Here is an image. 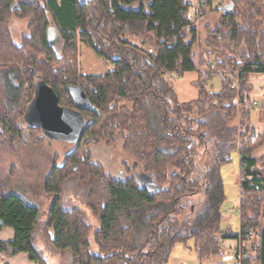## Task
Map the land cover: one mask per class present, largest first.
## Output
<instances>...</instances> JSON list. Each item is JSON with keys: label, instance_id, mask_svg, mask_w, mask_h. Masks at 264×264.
Listing matches in <instances>:
<instances>
[{"label": "trees", "instance_id": "1", "mask_svg": "<svg viewBox=\"0 0 264 264\" xmlns=\"http://www.w3.org/2000/svg\"><path fill=\"white\" fill-rule=\"evenodd\" d=\"M213 1L205 4L212 7ZM214 10L220 22L208 30L203 56L219 51L208 62L214 70L203 74L195 59L198 20L190 0H0V147L9 137H23L16 118L24 119L26 83L34 85L37 78L55 90L60 105L78 110L86 120L77 147L45 180L43 191L53 199L44 220L37 205L0 179V232L14 230L12 240L0 241L2 256L24 252L37 264H52L49 257L69 251L70 264H165L182 244L204 261L222 255L223 239L242 241L243 255L249 234L255 255L244 264H264V154L255 156L264 145V96L261 129L250 112L251 77L264 76V0H223ZM11 16L29 22L20 44L12 41ZM50 27L57 28V41L63 42L59 53L56 41L49 40ZM80 42L114 69L105 75L81 74ZM239 69L237 90L228 74ZM189 71L199 74L200 97L183 102L165 75ZM217 75L222 88L209 91L208 80ZM69 86L85 91L89 107L75 104ZM239 113L240 122L231 123ZM119 139L140 172L151 176L155 191L143 186L136 172L118 179L92 160V142ZM234 150L240 158L237 233L222 227L221 168L232 161ZM70 181L82 186L84 204L97 224L79 205L67 204L64 191Z\"/></svg>", "mask_w": 264, "mask_h": 264}, {"label": "rangeland", "instance_id": "2", "mask_svg": "<svg viewBox=\"0 0 264 264\" xmlns=\"http://www.w3.org/2000/svg\"><path fill=\"white\" fill-rule=\"evenodd\" d=\"M193 2L194 13L197 21L198 28V43L196 47V61L198 69L203 73H210L214 70V64H210L215 60L217 56V49L211 50V55L208 57L204 54L206 51V44L204 40L206 38L208 30L215 27L220 21V12L214 10L216 6L220 5L223 0H214L212 7L207 6L206 0H190ZM202 3L204 6L202 7ZM201 7V8H200ZM203 10V15H199L200 10ZM28 20L22 19L19 16H11L9 19V28L12 35V41L15 44H20L24 35L29 33ZM129 40L137 39L126 37ZM55 48L59 53L63 47L62 40H56ZM232 53L236 52L234 48ZM79 58V70L83 75H105L114 69V65L98 56L86 43L80 42L78 47ZM22 73H24V67L21 65ZM210 68V69H209ZM210 70V71H209ZM229 73V72H228ZM25 75V74H24ZM240 69L235 70V74H228V80L232 83L235 82L240 88ZM166 80L174 86L175 91L181 101H193L200 97V91L198 88V82L201 81L199 74L196 71L186 72L183 76H178L173 73H167L165 75ZM251 81L254 84V91L252 92V107L250 109L251 119L256 122L259 129L262 128L263 122L258 118L260 116L259 105L264 95V76L260 74H253ZM222 88V79L219 75L212 77L208 80L207 89L209 91L218 92ZM27 95L25 104L31 103L30 96H34L35 88L32 82L26 83ZM262 89V91L260 90ZM33 94V95H32ZM68 101V100H67ZM258 102L255 107L254 102ZM68 105L69 103L66 102ZM122 105L133 108L132 103L123 102ZM22 111V110H21ZM25 112V111H24ZM196 115V113H193ZM241 113L237 118L233 119L231 123H238L241 119ZM18 128H21L24 135L19 139L12 140L10 137L2 143L0 147V179L7 183L9 190L18 192L23 195L30 203L37 205L41 212V219L44 220L47 217L49 206L53 197L44 193V183L50 174L51 169L56 165H63L65 156L73 151L77 147V143H71L62 139L53 138L46 134H43L40 130L30 129L28 124L21 116L17 117ZM88 149L91 152V158L94 162L102 164L104 170L118 179H125L133 172H140L138 167L133 168L136 164V160L130 153L124 151L123 140L119 139L114 143H107L106 141H100L98 143L92 142ZM264 154V145L260 147L255 156L260 157ZM232 161L228 164H224L221 168V174L225 185L226 200L222 206V212L224 216L223 227L230 229L233 232H240V158L239 152L234 150L231 154ZM132 172H128V169ZM82 186L76 184V181H70L68 188L64 191V198L68 201V205L76 204L83 208L85 211L86 219L92 224H97V219L93 213L84 204L85 200L82 198ZM72 195L78 198L71 197ZM229 221V227L227 225ZM261 225H264V218L261 219ZM246 229L245 231H247ZM244 231V230H243ZM252 237L249 234L243 239L245 251L242 255L240 250L242 249V241L235 239H229L225 241L223 239V245L226 243L233 245L232 250L234 252L233 259L229 264H244L246 258L254 256L255 252L252 250ZM93 241V240H92ZM40 243V242H39ZM94 245V243H93ZM189 245L193 246L192 242ZM95 246V245H94ZM94 248V247H93ZM96 248V247H95ZM94 248V249H95ZM223 254V253H222ZM45 258L48 256L45 254ZM211 261H205L206 264H226L223 260V256L220 255L216 258L210 259ZM72 261V254L69 251H65L63 254L53 255L49 257V262L52 264H70ZM1 262V261H0ZM165 264H201L195 257V252L192 249L186 248L182 244H178L172 251L169 261ZM204 264V262H202Z\"/></svg>", "mask_w": 264, "mask_h": 264}, {"label": "water", "instance_id": "3", "mask_svg": "<svg viewBox=\"0 0 264 264\" xmlns=\"http://www.w3.org/2000/svg\"><path fill=\"white\" fill-rule=\"evenodd\" d=\"M58 36L57 28L50 27L48 30L49 40L53 43ZM32 72L34 71L32 70ZM34 88L35 95L25 112V122L29 126L39 127L44 134L50 137L71 143L79 142L86 124L83 114L78 110L60 105L58 95L45 80L37 78ZM68 90L78 107H89L90 101L82 88L69 86ZM255 135L256 130L253 127V136ZM135 167H137V164L133 166V168ZM136 176L143 186L151 191L156 190L157 186L153 183L149 174L137 172ZM158 189L161 190L162 186Z\"/></svg>", "mask_w": 264, "mask_h": 264}, {"label": "crops", "instance_id": "4", "mask_svg": "<svg viewBox=\"0 0 264 264\" xmlns=\"http://www.w3.org/2000/svg\"><path fill=\"white\" fill-rule=\"evenodd\" d=\"M132 41L138 43L135 40H132ZM229 224L230 223L228 221V223H227L228 227H229ZM226 228L223 227V229H226ZM13 238H14V230L12 228H10V227L4 228L0 232V241H8V240H12ZM227 240H229V239H225V241H227ZM191 242L193 243V241H191ZM232 247H234V246L229 244V243H226L225 246L223 245V254H222V256L223 255H234V252H233L234 249L232 250ZM189 249H191V248H189ZM195 257H197V259L199 260L198 255H197L196 252H195ZM0 261H1L0 264H4V263H8V264H37L35 261L30 260L28 254L24 253V252H21V253H19L17 255H14V256H2L1 253H0ZM199 261H200L201 264H202V262H204V264H206L205 261H207V260H204V261L199 260ZM210 261L211 260H208V262H210Z\"/></svg>", "mask_w": 264, "mask_h": 264}, {"label": "built area", "instance_id": "5", "mask_svg": "<svg viewBox=\"0 0 264 264\" xmlns=\"http://www.w3.org/2000/svg\"><path fill=\"white\" fill-rule=\"evenodd\" d=\"M149 52H153V50L150 49ZM213 68H214V67H213ZM237 87H238V86L236 85V83H235V82H232V84H231V88L236 89ZM257 105H258V103L255 101V102H254V106H257ZM232 259H233V256H231V255H223V260H224V262H225L226 264H229V262H230Z\"/></svg>", "mask_w": 264, "mask_h": 264}]
</instances>
